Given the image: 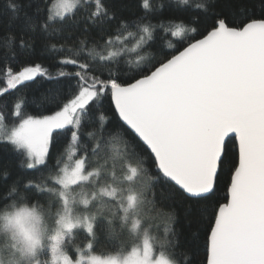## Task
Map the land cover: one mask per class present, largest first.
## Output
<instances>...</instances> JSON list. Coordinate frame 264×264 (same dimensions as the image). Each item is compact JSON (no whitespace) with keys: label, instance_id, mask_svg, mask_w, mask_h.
Instances as JSON below:
<instances>
[{"label":"snow or ice","instance_id":"1","mask_svg":"<svg viewBox=\"0 0 264 264\" xmlns=\"http://www.w3.org/2000/svg\"><path fill=\"white\" fill-rule=\"evenodd\" d=\"M7 151L12 264H264V0H4Z\"/></svg>","mask_w":264,"mask_h":264},{"label":"clouds","instance_id":"2","mask_svg":"<svg viewBox=\"0 0 264 264\" xmlns=\"http://www.w3.org/2000/svg\"><path fill=\"white\" fill-rule=\"evenodd\" d=\"M12 245H16L17 249L19 244L13 240L12 232L4 227V222L0 220V264H12L14 257ZM19 252L16 251L15 259L19 260ZM19 264H27L26 261L20 260Z\"/></svg>","mask_w":264,"mask_h":264},{"label":"trees","instance_id":"3","mask_svg":"<svg viewBox=\"0 0 264 264\" xmlns=\"http://www.w3.org/2000/svg\"><path fill=\"white\" fill-rule=\"evenodd\" d=\"M3 3H4V0H0V7L3 6ZM196 3L208 4V3H210V0H191V4L193 6ZM192 10L193 11H199V10H196L194 7L192 8ZM155 53H156V55H159V49L158 48L155 50ZM0 160L11 161L13 163V165H14L13 171H12V175L9 176L6 181L0 180V183H3L5 185L11 184L16 179L18 173H22V174H25V175H30L31 174L30 172H25V170L19 169L18 167H15L17 156L12 151L0 152ZM0 172H2V169H0ZM202 255H203V251L201 249L200 252L197 254V258L198 259L202 258Z\"/></svg>","mask_w":264,"mask_h":264}]
</instances>
